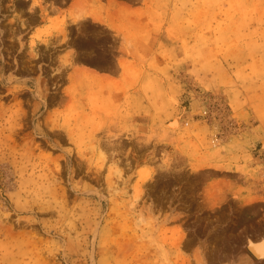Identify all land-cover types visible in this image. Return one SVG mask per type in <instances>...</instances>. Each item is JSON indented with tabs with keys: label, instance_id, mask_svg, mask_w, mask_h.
<instances>
[{
	"label": "rangeland",
	"instance_id": "obj_1",
	"mask_svg": "<svg viewBox=\"0 0 264 264\" xmlns=\"http://www.w3.org/2000/svg\"><path fill=\"white\" fill-rule=\"evenodd\" d=\"M52 1L0 0V264H264V0Z\"/></svg>",
	"mask_w": 264,
	"mask_h": 264
},
{
	"label": "bare ground",
	"instance_id": "obj_2",
	"mask_svg": "<svg viewBox=\"0 0 264 264\" xmlns=\"http://www.w3.org/2000/svg\"><path fill=\"white\" fill-rule=\"evenodd\" d=\"M170 126L172 128L179 127V121L175 120L174 122H172L170 124ZM254 238H256V237H254ZM258 239H260V238H258ZM247 247H248L249 251H251L257 259H260V260L264 259V238H261L260 240H252V239L249 240L248 243H247ZM252 262H253V260H252Z\"/></svg>",
	"mask_w": 264,
	"mask_h": 264
},
{
	"label": "crops",
	"instance_id": "obj_3",
	"mask_svg": "<svg viewBox=\"0 0 264 264\" xmlns=\"http://www.w3.org/2000/svg\"><path fill=\"white\" fill-rule=\"evenodd\" d=\"M31 2H32V1H31ZM49 2H53V1H52V0H49ZM48 4H49V3H48ZM71 4H73V3H71ZM49 5H50V8H49L50 13L54 12V11H53V7L51 6V4H49ZM68 6H69V4H68L67 6L60 7V10H62V11H64V12H67V10L70 8V7H68ZM37 10H38V12H39L40 14L42 13V10H41L40 7H38ZM37 20H39V21L41 22V18H39V19H37ZM41 26H42V24L39 25V26L34 27V32H35V30L37 29V27L40 28Z\"/></svg>",
	"mask_w": 264,
	"mask_h": 264
},
{
	"label": "water",
	"instance_id": "obj_4",
	"mask_svg": "<svg viewBox=\"0 0 264 264\" xmlns=\"http://www.w3.org/2000/svg\"><path fill=\"white\" fill-rule=\"evenodd\" d=\"M253 254V253H252ZM254 255V254H253Z\"/></svg>",
	"mask_w": 264,
	"mask_h": 264
}]
</instances>
